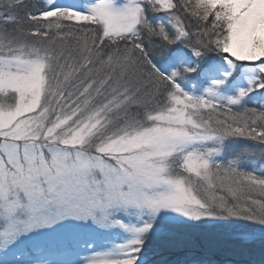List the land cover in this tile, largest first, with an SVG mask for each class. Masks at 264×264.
<instances>
[{"label": "snow or ice", "instance_id": "1", "mask_svg": "<svg viewBox=\"0 0 264 264\" xmlns=\"http://www.w3.org/2000/svg\"><path fill=\"white\" fill-rule=\"evenodd\" d=\"M0 264H264V0H0Z\"/></svg>", "mask_w": 264, "mask_h": 264}]
</instances>
